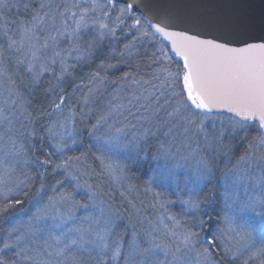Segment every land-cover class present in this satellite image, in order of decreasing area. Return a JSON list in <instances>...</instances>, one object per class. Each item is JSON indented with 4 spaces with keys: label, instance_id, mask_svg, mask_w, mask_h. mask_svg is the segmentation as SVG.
<instances>
[{
    "label": "snow or ice",
    "instance_id": "snow-or-ice-1",
    "mask_svg": "<svg viewBox=\"0 0 264 264\" xmlns=\"http://www.w3.org/2000/svg\"><path fill=\"white\" fill-rule=\"evenodd\" d=\"M261 4L257 19L249 0H0V216L24 203L17 189L39 184L27 220L17 217L0 239V264H264ZM123 39L78 74L105 40ZM120 64L129 70L109 79ZM129 116L136 123L119 119ZM80 123L110 151L163 159L180 176L187 169L197 195L180 201L188 212L212 185L226 227L205 246L196 230L204 221L186 224L171 201L150 205L154 214L124 191L117 203L93 179L107 175L122 187L126 168L98 156L96 174L75 147L85 143ZM128 128L139 130L125 139Z\"/></svg>",
    "mask_w": 264,
    "mask_h": 264
},
{
    "label": "rangeland",
    "instance_id": "rangeland-1",
    "mask_svg": "<svg viewBox=\"0 0 264 264\" xmlns=\"http://www.w3.org/2000/svg\"><path fill=\"white\" fill-rule=\"evenodd\" d=\"M125 40L123 43L127 42V39H123ZM123 43H109V41L105 40L104 43L101 45V49L97 52L96 56H100L101 58H104V56L108 55L110 52V49L112 47H118V48H123ZM144 44H147V41L144 42ZM144 44H138V47L140 48L141 52H143L144 50ZM120 59L119 57H117V60ZM117 60H113V63H116ZM135 61V60H134ZM99 63V62H98ZM122 66H124V64H120L119 68H121ZM115 71V70H113ZM117 76H113L112 74H110L109 79H116ZM148 78V76L146 77ZM101 91L103 92V95L100 97L97 105H94L93 107L96 108V110L99 112L100 110L103 109L104 105L106 104V102L111 98L108 93L112 91V87L108 86L107 87V91H105L103 88L101 89ZM81 93L77 92L75 95L79 96ZM75 98V97H74ZM133 111H135V109H133ZM119 119L121 121H123V123H128L129 121L131 123H136V120L133 119V117L129 116L127 121L123 120V117H119ZM93 123H95V120L93 119L92 121ZM86 123H80L76 126L77 128V137L78 134H82L81 132H83V129L85 127ZM139 129H132V128H128L127 132H128V137H126L125 139H128L131 137L132 132L134 131H138ZM103 129H101L99 132L96 133L97 136H102L103 133ZM79 138V137H78ZM92 140V152L93 155L95 157V161L94 160H89V158L87 157V163L90 164L92 166V169L95 170L96 174H99L101 172V168H100V163L99 160L96 159V157L98 156H103L106 160H110L112 163L117 164L121 167H125L126 168V172L124 173V179L122 181V187H117L116 185H114L111 181V178L107 175L104 176H99V175H95L93 182H102L103 186H104V190L105 191H109L111 192L117 203H119V201L122 199L119 195V193L121 191L126 192V194L133 199L136 204L138 206H141V201H143V207L145 209H147L148 213L154 214V211L150 205H152L153 203H156L157 200H163V201H171V203H168L166 206L169 209L170 213L176 214L177 216H180V218L186 223V219L189 216L192 215H196L198 210L194 211V212H188L185 210L184 206H182V204L180 203L181 200H187L190 198L193 200L197 199V195L196 194H192V185L191 182L188 180V170L185 169L184 170V174L182 176L177 175V173L180 171L179 169L176 170H169L165 161L163 159H152V157H150L151 155H149L147 158H145V156L143 154H141L139 159H134L132 156H130L127 152V150H123V149H116V150H108V147L104 144V139H101V141L97 142L94 139ZM77 149L79 147L82 148V150H85L83 148V146L77 144L75 146ZM79 148V149H81ZM147 152L152 153L153 155L155 154V149L154 148H149L146 149ZM150 157V169H149V173L147 176V182L145 184V186L143 187L144 189H137L135 188L134 184L131 183V180L128 176V168L130 165H134V164H138L140 166H142V163H144V161H146L148 158ZM181 163H183L181 161ZM219 167H220V171L216 173V176L219 180H222V172L225 170V166L222 162H219ZM140 169H142V167H140ZM217 183L216 180H213V185H215ZM10 187H12L13 185H9ZM129 186H131L132 190L130 192H128V188ZM211 188H213V186H211ZM24 188L21 189H17L16 192L19 194L21 192V190H23ZM197 192L199 193V190H197ZM212 191H210L211 194ZM159 193L160 196L157 197L155 194ZM12 195H10L9 197H11ZM38 198V197H37ZM0 199H2V196H0ZM207 198L203 197L202 199V195L201 193L198 194V200L199 202H204L206 201ZM36 200V199H35ZM34 200V203H35ZM223 204V202H222ZM177 207V210H176ZM157 209H159V204H157ZM32 210L31 209H27V211H25L23 214H21L18 217H22L24 220H27L28 215L30 214ZM16 219H12L10 220L11 223V227H13L16 223ZM223 221V220H222ZM187 224V223H186ZM226 225L224 224L225 228Z\"/></svg>",
    "mask_w": 264,
    "mask_h": 264
},
{
    "label": "trees",
    "instance_id": "trees-1",
    "mask_svg": "<svg viewBox=\"0 0 264 264\" xmlns=\"http://www.w3.org/2000/svg\"><path fill=\"white\" fill-rule=\"evenodd\" d=\"M125 40H123L124 42ZM121 42V43H123ZM119 44V43H118ZM152 49L149 48V51H151ZM102 59L100 56H96L94 58V61L92 62V64H85L80 66L77 69L78 74L80 75H85L88 72H90L91 70H93L95 63H98L99 60ZM146 61L141 60V59H137L135 61H133V64L135 63H140L141 65H143ZM129 69L127 68L126 65L122 66L121 68H119L118 70L113 71V76H120L122 75L123 71H128ZM140 76H144L145 78L147 76H149V72L147 69H143L139 72ZM138 78V77H137ZM69 91H71V89H69ZM93 121V120H92ZM93 123V122H92ZM91 130V124L86 123L83 132H81L82 134H78V139H83L85 141V143L82 145L83 148L85 150V152L88 153V158L89 160H94L95 161V157L93 155L92 152V140L88 137L87 133L88 131ZM78 131V130H77ZM44 148L47 149L48 145L45 144ZM81 148V147H79ZM78 148V149H79ZM68 155H80V151H72V152H68ZM152 157V156H150ZM150 157L144 161V163H142V166L138 165V164H134V165H130L128 168V176L131 180V183L134 184L135 188H139V189H144L143 187L145 186L146 182H147V176H148V171L150 169L151 163H150ZM53 159H56V157H52ZM140 167H142V169H140ZM34 174V173H33ZM47 180L49 182L53 181V176L49 175L47 177ZM212 185H209L207 188L203 189V192L201 193L202 195V199L203 197L207 198L206 201L201 202L200 201V209L198 210L196 215H192L189 216L186 219V223L188 225H192L194 223H197V221L199 220H203L204 224L202 226H198L197 227V231L200 232L201 235V243L205 244V237H208L211 233H218L219 229H222L224 227V222L223 220V204L222 201L218 198V193L213 191V188H211ZM39 187V184H36L33 186V188L31 190H28L27 188H24L23 190H21V192L18 194V198L21 199L24 203L21 205H18L15 209L11 210L10 213L4 215V216H0V239L3 238V236L5 235V233L11 228V223L10 220L12 219H16L17 217L20 216L21 214H23L25 211H27V209H33V205H34V200L37 199V192L36 189ZM210 191L211 194H210ZM27 192L28 195L25 196L23 193ZM10 199L15 198L14 196L9 197ZM177 210V207H176ZM229 264H232L231 261H229ZM238 264V262H237Z\"/></svg>",
    "mask_w": 264,
    "mask_h": 264
},
{
    "label": "water",
    "instance_id": "water-1",
    "mask_svg": "<svg viewBox=\"0 0 264 264\" xmlns=\"http://www.w3.org/2000/svg\"><path fill=\"white\" fill-rule=\"evenodd\" d=\"M249 2H250V7H249L250 13L253 14L258 19L262 10L261 0H249ZM166 3L167 0H161L162 6H164Z\"/></svg>",
    "mask_w": 264,
    "mask_h": 264
}]
</instances>
